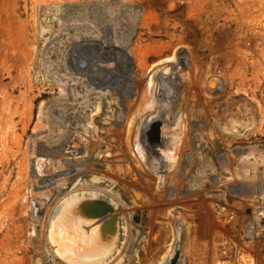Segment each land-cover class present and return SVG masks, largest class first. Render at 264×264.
I'll return each instance as SVG.
<instances>
[{
  "label": "rangeland",
  "instance_id": "obj_1",
  "mask_svg": "<svg viewBox=\"0 0 264 264\" xmlns=\"http://www.w3.org/2000/svg\"><path fill=\"white\" fill-rule=\"evenodd\" d=\"M61 1H66L62 5L64 17L58 21L52 16L53 8L48 6ZM106 6L118 8L120 13L111 17L105 11ZM86 11H91L88 13L91 17L97 12L92 19L89 17L93 25L84 21L82 12ZM132 15H140L136 27ZM40 24L50 25L51 33L40 35ZM83 40L100 43L103 50L114 46L128 54L132 52L131 72L142 80V88L145 76L137 70L138 61L153 63L171 55L176 47L178 56L188 60L174 72L178 99L165 107L167 111H176L178 106L184 115L176 120L169 112L164 124L156 122L153 126L161 141L162 137L166 141L172 139L170 130L176 125L174 132L179 134L176 147L179 159L175 167L163 169L159 189L157 176L145 165L146 160L137 165L130 153L123 119L118 116L120 108L112 105L109 109L105 99L98 108L101 90L94 85H90L93 91L86 103V85L74 82V70L63 67L62 53L71 51ZM44 51L49 52V57H43ZM62 80L69 87L66 93L59 86ZM211 81L217 82V89L210 88ZM142 88L138 94H118L123 110L125 105L133 108L142 103ZM43 106L47 108L44 117ZM0 114L3 129L9 128L8 136L20 137L22 151L27 145H34L41 154L44 171L38 173L34 167L36 174H40L35 192L48 189L54 182H41V178L63 170H55L51 159L67 163L84 158L91 168L84 179L99 174L107 180L102 183L117 181V189L126 196L125 213L135 211L131 216L137 228L135 249H139L140 264L149 263L158 254L170 230L167 223L177 221L183 230L180 246L188 237L191 247V259L184 264H264V234L260 232L254 238L248 235L251 230L247 201L251 192L241 195L227 184L222 159L210 135L219 134L224 153L249 146L264 149V0H0ZM234 120L252 124L250 128L238 127L241 136L224 131L223 126L231 127ZM10 140L11 151L19 150L16 139ZM37 158L40 157L33 158L34 166ZM163 160L165 166L167 161ZM135 187L143 188L148 200L134 204L131 192ZM8 192L5 190L4 195ZM36 203V209L43 215L46 205L40 200ZM19 221L18 224L23 223ZM41 226L39 223L34 242L37 249L31 246L33 251L23 261L25 264L33 262L35 253L43 258ZM22 253L18 258H22ZM125 264H131L130 259Z\"/></svg>",
  "mask_w": 264,
  "mask_h": 264
},
{
  "label": "bare ground",
  "instance_id": "obj_2",
  "mask_svg": "<svg viewBox=\"0 0 264 264\" xmlns=\"http://www.w3.org/2000/svg\"><path fill=\"white\" fill-rule=\"evenodd\" d=\"M65 2L61 1L48 6L49 9L53 8L52 16L54 19L60 21L64 17H62L64 11L62 5ZM74 5L76 6V4ZM105 11L108 12V15L115 18V14L120 13L118 8L115 9L114 7L110 8L107 6ZM89 12H82L85 13L84 21L86 20L88 24L93 25L94 21L91 19L97 12L92 13V17L88 16ZM136 14L138 13L136 12ZM129 16L131 15L129 14ZM132 16L134 20L131 23L136 27L140 15ZM92 30L88 31L93 33ZM39 32L42 36H46V33H51L50 25L40 24ZM75 35L80 36V32H76ZM123 41L125 42V39ZM59 44L61 43L59 42ZM176 48L173 49L171 55L167 56V54L161 60L154 61L157 62L156 64L154 62L149 63L148 60L141 62L137 60V70L145 76V89L142 88L144 85L140 86L142 80H137L136 76L131 72L130 66L132 65L130 62L132 60L134 62V54L132 52L128 54L122 48L114 46L112 49L103 50L100 43L84 42L83 40V42L73 47L71 51L67 50L66 53H62L63 59L61 62L64 63L63 67L74 70V78L72 80L80 82L87 87V97L84 99L86 103L89 102V96L93 91L90 87L94 85L101 90L98 98V108L102 107L101 100L103 99L106 100L105 104L110 106L109 109L112 105L120 108L118 116L123 119L122 124L125 127L123 131L130 153L137 160V165L138 163L143 164L141 162L143 159L146 160V164H144L148 165L157 176L158 182H156V186L158 189L164 179L163 169L166 166L172 168L179 159L177 156L178 152L176 151L179 134L174 132L177 125L175 128L173 127L174 129L170 130L173 132V135L172 139H167L168 141L163 137L162 141L158 140L153 127L156 125V122L164 124L169 112L173 114V117H176V120H180L184 115V112L178 106L176 111H167L165 108L169 107L174 99H178V82L174 76V72L179 65H184L188 61L178 56ZM43 57H49V52L44 51ZM51 65L52 63H49L50 68H52ZM124 71L126 76L123 75ZM85 74L86 77H83ZM123 80H126V84H122ZM209 84L212 89L218 88L217 82L211 81ZM117 85L123 88H119ZM59 86L64 93L69 89L63 80ZM140 88L144 90V92H141L142 98L140 101L144 105H138L139 108L133 106L134 110L128 104L124 106L125 110H123L118 94H121V96L124 93L127 96L132 95V93L138 94ZM93 89L95 88L93 87ZM46 110L47 108L43 106V111L41 112L43 113V117ZM245 122L234 120L231 121V127L224 125L223 129L230 134L241 136L242 134L238 127L244 126V128H250L252 124L248 123V121ZM174 124L171 125L174 126ZM8 129H3L0 119V264H25L23 261L28 259L30 256L28 254L33 251V247L31 248V246H34L35 238L38 236L37 227L39 223L42 225L40 242L44 249L43 253H41L43 258H40L38 253H35L34 258H31L33 259L31 264H44L45 261L48 264H125L129 259L131 264H140L141 255L139 254V249H135L136 237L138 236L135 229L137 228L133 225L135 218L131 216L135 211L129 214L125 213L124 208L127 206L126 196L117 189V181L113 179L110 181V184H105L106 182L102 183L107 180H104L99 174H93L90 180L84 179L85 174L91 172V168L86 166L84 158L83 160L75 158L76 161L70 160L67 163L63 160L51 159V164L55 170H59L60 168L63 170L57 174H53L49 178H41V182H54L49 184L48 189L44 190L42 188L44 191L35 192V185L40 183V179L37 177L40 174H36L34 167H37L38 173L43 174L42 172L44 171L41 165V154L39 151H36L34 145L32 147L27 145L25 150L22 151L21 145L19 146L21 143L20 137L18 138L17 134H14L15 136L13 135L14 137L10 138L6 132ZM156 129L158 131L157 126ZM210 135L213 146L217 149L222 159V170L227 184L232 185L233 191L241 195L247 191L251 192L250 203L247 201L249 204L247 205V210L250 213L248 225L251 230L248 235L254 238L260 232L264 234V149L249 146L233 153H224L222 148L223 142L218 137L219 134L214 135L211 133ZM14 138L16 139L15 143L19 147V150L17 149L16 152L11 151L12 147L10 146V139ZM48 142L51 143V141ZM51 150L49 149V151ZM199 154L202 157V153ZM34 157H40L37 158L36 166H34ZM163 159L167 161L165 166L163 165L164 162H162L164 161ZM136 160L133 161L136 162ZM105 163L103 162L102 164ZM211 167L210 165L209 168ZM65 169L69 170L66 172ZM31 178L32 180H30ZM7 188L10 192H8ZM142 189L138 187L132 189L131 199L134 204H139L145 199L148 200L146 193ZM5 190H7L8 195H4L7 194ZM30 194L32 197H30ZM38 200L41 201L42 205H46L43 215H40V211L38 212L36 209V202ZM20 201H23V203L21 202L22 206L18 210ZM171 201L173 202L174 200L171 199ZM18 211L20 212V217H17V219L16 215H18ZM16 220L23 221V223L18 224ZM167 225L170 230L166 237L163 238L162 248L159 249L156 256L153 255L152 260L149 263L147 262V264H184L186 261H190L191 247L188 237L187 241L182 245L183 247L180 246V233L183 231L180 223L178 221L169 222ZM36 249L35 247V251ZM22 251L24 253H22L23 256L27 258L24 257L25 259H23V256H21L22 258H18V255ZM262 259L264 262V252Z\"/></svg>",
  "mask_w": 264,
  "mask_h": 264
}]
</instances>
